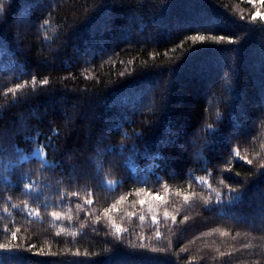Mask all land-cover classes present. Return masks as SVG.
<instances>
[{
    "label": "trees",
    "instance_id": "trees-1",
    "mask_svg": "<svg viewBox=\"0 0 264 264\" xmlns=\"http://www.w3.org/2000/svg\"><path fill=\"white\" fill-rule=\"evenodd\" d=\"M7 2L0 0V3ZM36 2L55 6L47 29L50 40L43 41L34 29L18 26L17 17L22 10L33 16V23L38 21L41 14L34 8L33 0H16L15 9L5 20H0V133H6L13 119L17 125H35L39 124L37 117L43 116L46 123L67 109L76 117H84L85 123L78 125L81 129L92 114L102 117L96 121V130L105 124L109 130L106 133L108 139L101 147L124 143L128 145L126 153H130L135 133L144 128L145 120L176 123L182 134L198 147L204 140L213 138L217 121H223L227 115L222 106L224 101L234 97V115L226 122V132H234L240 137L241 154L253 163L248 164L232 153L235 141L231 145L217 141L200 157L191 156L195 163L187 175H205L204 169H209L208 180L214 188L220 186L221 180L233 187L249 181L244 200L221 214L220 210L208 211L200 207L202 197L207 194L206 185L192 181L189 188L185 172L175 175L167 163L150 171L151 161H145L137 154L133 159L139 175L147 178L151 191L161 193L170 212L177 210V219L166 220L161 208L158 221L153 223L146 205L131 203L140 199L133 192L128 201L118 205L120 210L113 213L117 223L126 230L122 241L113 235L114 230L106 221L96 224L85 211L77 210L75 204H84L83 197L87 194L94 198V203L86 208L102 211L121 194L142 186L139 181L133 183L128 179L129 168L118 167L111 172L107 167L102 169L105 179L126 181L123 186L113 190L105 185L95 191H81L79 199L69 196L63 203L56 195L57 187L77 191L84 189L86 184L90 190L93 185L81 177L72 183L63 170H50L42 176L37 174L33 179L52 184V188L45 190L49 207L42 210V218L37 219L27 215L23 203L27 200L30 204L31 198L16 186V174L5 171V163L0 167V242L10 238L4 229L7 224L13 230L20 229L18 236L22 246L30 243L47 250L51 244L52 251L61 255H38L25 250L5 254L0 251V264H255L258 259L264 264V257L258 255L264 251L261 221L264 216V176L259 174L264 171L259 167L264 164V119L261 118L264 112V93L261 91L264 19L259 16L255 22L248 19L257 6L249 0H106L103 6L102 0ZM121 2H144L147 7L140 10L139 20L129 21L127 13L116 10ZM261 12L264 13V8ZM125 27L127 32H122ZM208 28L216 35L233 36L237 42L200 44L189 52L190 42H186L183 49L178 47L193 31ZM18 32L21 33L20 42L16 39ZM122 35H127L128 39H121ZM76 49L86 53L95 49L97 54L82 59L74 55ZM113 51L118 55H112ZM50 55L55 58L44 59ZM109 56H112L111 60ZM233 57L235 67L232 76L227 77L225 71ZM168 65L173 66L171 76L163 67ZM33 74L38 77L36 95L27 102L13 105V99L32 90ZM44 77L49 79L47 85L39 83ZM24 80L29 83L23 89H17L15 93L7 91L17 83L23 84ZM166 83L167 108L158 111ZM85 89L88 94L95 93V99L84 95ZM202 128L205 132L201 134ZM164 132L165 127L161 124L157 137ZM92 139L95 142L96 137ZM135 142L142 152L144 144L139 140ZM0 143L7 144L3 136H0ZM21 144L24 148L31 147L23 141ZM124 160V156L111 152L97 155L88 151L79 154L73 162L76 172L91 174L97 163L122 164ZM23 167L37 168L38 163L33 159ZM68 172L75 176L71 168ZM4 175L11 183L4 181ZM164 180L169 185L167 191L162 187ZM177 189L181 191L178 193ZM189 192L197 195L185 201L184 195ZM9 195L12 200L5 213V198ZM53 209L69 213L73 218L57 221L50 214ZM128 212L136 215L129 216ZM140 214L145 215L143 222L139 219ZM61 227L65 231L57 237ZM157 230L161 233L159 237L155 235ZM71 231H76L77 235H69ZM138 238L148 247H139ZM247 244L253 247L246 249L244 245ZM69 248L71 252H68ZM77 248L82 253L79 256L74 255ZM154 248L166 251H152ZM85 251L95 255L85 256ZM221 252L225 255L221 256Z\"/></svg>",
    "mask_w": 264,
    "mask_h": 264
},
{
    "label": "snow or ice",
    "instance_id": "snow-or-ice-1",
    "mask_svg": "<svg viewBox=\"0 0 264 264\" xmlns=\"http://www.w3.org/2000/svg\"><path fill=\"white\" fill-rule=\"evenodd\" d=\"M250 3L256 5V11L251 13L248 19L252 22L257 20V17L264 19V13L261 12V9L264 8V0H249ZM106 3V0H102L101 6ZM16 0H8L7 3H0V20H5L8 14L15 9ZM33 6L41 14L36 23H33V16L27 13V10H22L18 17L17 23L20 28L23 29H34L36 33L41 35L43 41H48L50 38L47 36V29L52 22V10L55 6L51 3H38L36 0H33ZM147 7L146 3L140 2L136 4H125L123 2L119 3L116 6V10L121 13H127V19L129 21L139 20L141 17L139 12L141 9ZM42 21V22H39ZM264 28V26H262ZM108 31H112L110 26H106ZM122 32H127V27L121 29ZM21 33L16 34V39L20 42ZM121 39H128L127 35H122ZM190 42L191 47L188 49V52L193 49L195 46L200 44H233L236 43V38L230 35H216L212 33L210 28L193 31V34L185 37L181 41L178 47L184 48L185 43ZM102 47V46H101ZM97 54L96 50L93 49L90 52H83L80 49H76L74 55L79 56L80 58H85L86 56H95ZM112 55H118L113 51ZM155 56V53H153ZM54 55L45 57V60L54 59ZM109 59H112V56H109ZM123 63V61H121ZM161 67V66H156ZM168 69L169 76L172 75L173 66H163ZM235 67L234 57L233 62L229 64L228 69L225 71L227 77L232 76V70ZM121 76L124 73H120ZM75 79V77H73ZM38 81L37 75L33 74L31 76V86L32 90L26 92L23 97L17 96L12 100V104H18L22 102H27L29 98H32L36 95V84ZM170 82V81H169ZM29 81L24 80L23 84L17 83L12 88H8V92L15 93L17 89H23L25 85H28ZM41 85H47L49 79L44 77L39 80ZM229 88H231V82L229 80ZM168 91L167 83L163 86V94L160 97L162 104L158 111H166V94ZM261 91L264 93V80H261ZM84 95H90L92 99H95V93L88 94L87 89L84 90ZM233 99L234 97H228L224 103L223 107L227 110V115L224 117L223 121H217L214 128V136L211 140H204L199 144L198 147H194V141L188 139L187 136L182 134L181 128L176 124L165 123L162 120H145L144 128L135 133L133 138L134 142L131 145L130 153H126L127 144L121 143L119 146H113L108 144L106 147H101L104 140L108 139L106 133L109 130L107 124L104 127L99 128L97 131L95 128L96 121L102 119L101 116L92 114L88 117L87 123L84 129L78 127V125L85 123L83 116L76 117L70 114L67 109L62 110L61 115L48 119L45 123L43 116H38L37 120L39 124L31 123H21L17 125L15 119H13L7 128L6 133H0V136H3L7 141V144L0 143V167L7 164V169L5 171L12 172L16 174L17 184L16 186L23 190L24 194L31 198V203L27 200L23 203V208L25 209L27 215L32 217L33 215L37 219L42 218V210H46L49 207L48 196L46 189L52 188V184L47 181H41L39 179H33L37 174L43 175L44 173L50 170H63L66 172L72 183H76V178H84L87 182L93 185L92 189H88L87 184L85 188L77 191H70L67 188L56 189V195L60 198L61 203L64 202L65 198L71 196L76 197L77 199L81 196V191H95L97 188H103L105 185L109 188L115 190L123 186L126 181L123 180H108L105 179L104 172L102 169L107 167L109 171L118 168V167H127L130 169L128 179L133 183L139 181L142 186L133 188L131 191H128L124 194H121L117 200H114L110 206L104 207L101 210L99 209H89L86 206H91L94 203V198H89V195H84L83 200L84 204L77 202L75 208L77 210L85 211L87 216L92 217V220L99 224L102 220L106 221L108 226L114 230L113 235L117 237L118 240L123 239V233L126 231L121 224L117 223L116 219L113 217L114 211H119L118 205L123 204L125 201H128L129 197L132 196L135 192L137 197H140L138 201H131L132 204L139 203V205H146L147 212L151 213V220L153 223H156L159 219L158 211L163 209L164 218L171 219L176 221L177 219V210L169 211L167 204L163 202L161 193L159 191L153 192L147 186V178L141 177L137 171V165L134 162V156L139 154L143 160L151 161L150 171H154L157 168H161L165 163L167 167L174 171L175 175H179L180 171L185 172L186 180L188 181L189 188H191L192 181L197 182L201 186L206 185L207 194L204 195L200 201V207L208 211L220 210L221 214H226V209L234 208L238 203L242 202L245 198L247 192V184L249 181H242L236 184L233 187L232 184L227 183L224 180L220 181V186L214 188L212 183L208 180V177L211 175L209 169H204L205 175L188 176V171L193 167L194 161L191 159V156L200 157L204 152L208 151L210 146L217 141H224L229 145L233 141L236 142L235 147L231 149L232 153L246 161L248 164H252L253 161L248 158V156L241 154L240 148V137H238L234 132H226L227 121L230 120L233 115ZM148 107V105H145ZM143 115V113H142ZM67 117V119H65ZM261 118L264 119V112L261 114ZM133 123H135L133 121ZM161 124L165 127V132L162 136L157 137V132L161 127ZM42 126V127H41ZM208 127H212L209 125ZM205 129L202 128L200 133H204ZM93 137H96L95 142H93ZM128 137L126 136V139ZM139 140L144 144V149L140 152L139 144L135 141ZM21 141L24 144H28L31 147L24 148L22 147ZM83 141V143H82ZM88 151H94L97 155L104 152H111L113 154H118L124 156L125 160L122 164H117L116 162H107L106 164L97 163L96 170L94 173L86 174L83 171L76 172V164L73 162L78 158V155L81 153H86ZM35 159L38 163L37 168H28L24 169V164L30 163ZM227 166V165H226ZM260 169H264V164L259 165ZM71 168L75 172V176H72L71 172H68V169ZM2 174V173H0ZM264 176V171L259 173ZM239 175V173H237ZM256 173L253 172L252 176L255 177ZM3 179L6 183H11L7 175L3 176ZM159 181V176H158ZM162 187L165 191L169 189L167 180L162 182ZM181 190L177 189L179 193ZM195 192H189L184 195V200L188 201L190 196H196ZM225 196L227 200L225 201ZM12 197L9 195L5 198V207L3 211L8 212L7 205L11 203ZM13 207H19L13 205ZM264 211V209H262ZM51 216L55 220H60L61 218L71 220L73 217L69 213L56 211L53 209L51 211ZM129 216H135V212H128ZM140 221L145 220V215H139ZM185 220L188 219L187 216L184 217ZM262 226H264V216L261 217ZM5 231L9 234L8 239L3 242H0V251H3L5 254L8 253H18L22 250L32 252L38 255H52L57 256L61 255L59 252L52 251V245L49 244L47 250L43 246L37 248L36 245L25 243L23 246L19 243L18 233L20 229L17 227L14 230L10 228L7 224L4 225ZM65 229L63 227L57 231L56 236L59 237ZM93 231H97L96 228H93ZM215 231V230H213ZM69 235H77L76 231H71ZM105 235H108V232L105 231ZM155 235L159 237L161 235L160 231L157 230ZM239 235V233H238ZM130 243V241H129ZM138 245L141 248H146L148 245L143 242L141 238H138ZM246 249L252 248L251 244L244 245ZM72 249H68V252H71ZM152 251H166V249H152ZM186 252L187 249L185 248ZM82 253L80 249L75 250L74 255L79 256ZM255 253H251L253 255ZM83 255H95L85 251ZM221 256H224L225 253L221 252ZM230 255V254H229ZM258 255L264 257V251L260 252ZM74 264H79V262H74ZM255 264H261V260H256Z\"/></svg>",
    "mask_w": 264,
    "mask_h": 264
}]
</instances>
